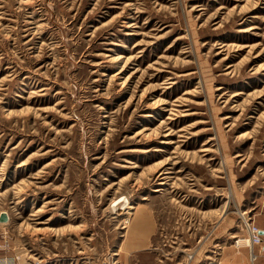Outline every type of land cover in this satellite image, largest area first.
<instances>
[{
  "label": "rangeland",
  "instance_id": "1",
  "mask_svg": "<svg viewBox=\"0 0 264 264\" xmlns=\"http://www.w3.org/2000/svg\"><path fill=\"white\" fill-rule=\"evenodd\" d=\"M1 212L0 264H121L135 212L158 264L223 223L251 264L264 0H0Z\"/></svg>",
  "mask_w": 264,
  "mask_h": 264
},
{
  "label": "crops",
  "instance_id": "2",
  "mask_svg": "<svg viewBox=\"0 0 264 264\" xmlns=\"http://www.w3.org/2000/svg\"><path fill=\"white\" fill-rule=\"evenodd\" d=\"M257 222L264 230V216L259 217ZM221 227L218 232L215 229L207 232L202 242L194 247L192 256L185 264H249L245 252L233 251L232 245L226 244L230 225L223 223ZM158 230V221L153 213L135 212L123 238L121 264H158L155 251ZM248 249L251 257L250 247ZM252 250L255 257L251 258V264H264V251H260L257 245Z\"/></svg>",
  "mask_w": 264,
  "mask_h": 264
},
{
  "label": "built area",
  "instance_id": "3",
  "mask_svg": "<svg viewBox=\"0 0 264 264\" xmlns=\"http://www.w3.org/2000/svg\"><path fill=\"white\" fill-rule=\"evenodd\" d=\"M240 236H235V244L239 245L240 243L238 240H245L247 243H245L246 245H248L250 247V253H251V258L255 257V253L253 252V246L257 245L260 251H264V230L259 227L255 221L253 220L252 217H250L249 215H247L246 217L243 218L242 220V229L240 231ZM191 255H189V257H191Z\"/></svg>",
  "mask_w": 264,
  "mask_h": 264
},
{
  "label": "water",
  "instance_id": "4",
  "mask_svg": "<svg viewBox=\"0 0 264 264\" xmlns=\"http://www.w3.org/2000/svg\"><path fill=\"white\" fill-rule=\"evenodd\" d=\"M5 220H7L6 213L5 212H1L0 213V221H5Z\"/></svg>",
  "mask_w": 264,
  "mask_h": 264
},
{
  "label": "bare ground",
  "instance_id": "5",
  "mask_svg": "<svg viewBox=\"0 0 264 264\" xmlns=\"http://www.w3.org/2000/svg\"><path fill=\"white\" fill-rule=\"evenodd\" d=\"M118 57H119V56H118ZM123 197H124V196H123ZM125 200H126V199H125ZM123 201H124V200H123ZM123 201H122V202H123ZM125 202H126V201H125ZM116 206H117V205H116ZM125 207H128V208H129V207H131V205H130V204H126ZM117 209H118V208H117ZM123 211H124V210H123ZM6 216H7V215H6ZM238 241H239V242H237V243H240V242H242V243H247L245 240L243 241V240H240V239H239Z\"/></svg>",
  "mask_w": 264,
  "mask_h": 264
}]
</instances>
